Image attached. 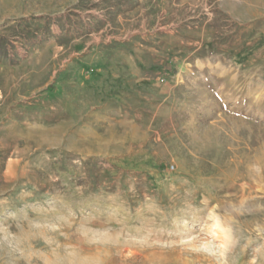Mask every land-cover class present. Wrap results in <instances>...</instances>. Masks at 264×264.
Segmentation results:
<instances>
[{
    "label": "rangeland",
    "instance_id": "rangeland-1",
    "mask_svg": "<svg viewBox=\"0 0 264 264\" xmlns=\"http://www.w3.org/2000/svg\"><path fill=\"white\" fill-rule=\"evenodd\" d=\"M0 264H264V0H0Z\"/></svg>",
    "mask_w": 264,
    "mask_h": 264
}]
</instances>
